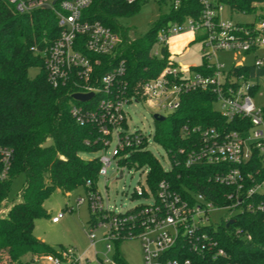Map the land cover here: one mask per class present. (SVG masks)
<instances>
[{
	"label": "built area",
	"instance_id": "1",
	"mask_svg": "<svg viewBox=\"0 0 264 264\" xmlns=\"http://www.w3.org/2000/svg\"><path fill=\"white\" fill-rule=\"evenodd\" d=\"M170 1L174 9L180 3V0ZM91 2L0 0V8L7 7L15 13H30L48 5V10L54 13L59 28L57 37L47 46L40 48L32 45L30 49L43 56L46 79L51 86L69 84L74 89L73 93H92L85 101L74 100L69 111L77 123H90L97 128L98 137L94 142L101 145L100 150L106 149L112 135L116 134L117 143L111 157L98 156L100 167L97 176L106 175L111 158L116 159L119 165L135 164L141 167L133 160V155L149 151L148 137L140 129L128 130L127 111L124 108L139 99L152 108L153 113L166 116L162 111L168 114L176 111L182 94L210 89L215 95L213 104L217 105L214 108L217 112L227 120L234 117L248 118L250 127L240 133L215 126L186 123L182 125L181 133L187 139L188 147H180L170 155L167 152L169 168L163 167L165 170H169L173 163H179L178 155L183 157V164L187 167L197 163L229 164L210 177L216 183L230 187L229 191L221 195L225 203H216L202 192H195L186 198L173 190L168 181L160 180L154 191L149 187L150 202L114 212L104 202L96 185L92 188L90 181H86V199L78 198L77 204L86 201L92 214L85 231L89 246L95 247L97 241L106 242L105 256L99 264H117L113 258L107 257L112 249L109 242L132 237L140 239L143 264H191L186 252L209 254L213 258L226 256L214 234L218 224L208 222V216L223 209H237L234 215L221 218L220 223L228 222L229 219L235 221V217L244 211L261 213L264 219V110L254 105L251 94L255 85L260 86V76H229V68H225L214 56L217 51H231L239 54L241 60L232 66L248 64L243 59L252 56L251 64L256 68L262 67L264 18H260L257 23L243 25L223 18L224 3L220 0H199L201 10L198 16H188L182 22H172L159 30L152 52L158 55V46H168L169 41L177 35L198 32L202 38L206 64L200 70L192 68L195 66H180L174 55L169 53L166 66L158 75L140 84L141 98H138L136 94L128 92L123 59L104 73L97 70L104 65L103 58L114 55L120 39L98 20L83 17L82 11ZM153 134L152 140L155 142ZM0 161V179H3L12 161L10 148L0 145ZM120 171L122 173L121 168ZM144 171L147 179L149 168L146 166ZM134 193L138 197L149 194L141 187ZM9 207L4 199L0 216H5ZM63 215V210L59 211L51 217V221L57 222ZM97 228L103 230L99 239L95 236ZM240 232V228L234 229L236 235ZM247 237L250 238V235ZM82 257L83 254H78L72 247H61L53 254L34 256L15 264H31L40 259L48 264H82Z\"/></svg>",
	"mask_w": 264,
	"mask_h": 264
},
{
	"label": "trees",
	"instance_id": "2",
	"mask_svg": "<svg viewBox=\"0 0 264 264\" xmlns=\"http://www.w3.org/2000/svg\"><path fill=\"white\" fill-rule=\"evenodd\" d=\"M141 1L144 0H92L82 11L85 19L98 20L120 39L114 55L103 58L105 63L97 70L104 73L123 59L128 92L138 98H141L140 84L157 76L167 64L170 53L167 45L158 46V55L152 52L159 30L172 22H182L188 16L197 17L201 10L199 0H180L176 9L170 0H156L158 3L168 2L169 11L153 22L144 35L130 38L119 17L134 14ZM220 1L232 13L254 12L257 4L264 2ZM56 22L54 13L48 9L15 13L7 7L0 8V145L12 150L8 173L0 179V206L8 196L13 177L25 174L22 199L10 204L7 214L0 216V264H15L28 254L32 259L55 253L34 234L35 220L48 216L44 201L56 189L65 192L78 186L87 189L86 181H90L93 188L97 180L98 157L84 159L79 155L80 152L101 149V145L94 142L98 137L97 128L90 123L75 121L69 111L74 102V89L69 84L51 86L46 79L43 56L30 49L32 45L40 48L47 46L57 37L59 28ZM201 39L197 34L193 41L201 42ZM206 61L203 58L200 65L192 68L200 70ZM31 68H37L38 72L30 75ZM228 75L258 77L264 75V65L260 68L251 63L230 66ZM258 88L259 85L252 88L253 96ZM214 100L215 95L210 89L182 94L179 108L165 116L164 120L156 121L154 141L170 155L180 147H188V141L181 133L182 125L186 123L240 133L249 129L248 118L227 120L214 109ZM48 138L51 142L45 144ZM133 160L139 166L149 168L146 180L152 191L158 181L166 180L173 190L186 198L195 192H202L216 203L226 202L221 195L230 187L216 183L210 177L227 168V163H197L187 167L183 164V157L178 155L179 163H173L169 170H165L149 151L135 153ZM1 167L0 161V170ZM132 195L138 197L136 193ZM236 227L240 228L239 235L234 233ZM214 234L226 256L213 258L209 254L186 252L191 264H264V219L261 213L244 211L235 217L233 223L218 224ZM121 241L114 242L113 259L117 264H126L117 248Z\"/></svg>",
	"mask_w": 264,
	"mask_h": 264
},
{
	"label": "rangeland",
	"instance_id": "3",
	"mask_svg": "<svg viewBox=\"0 0 264 264\" xmlns=\"http://www.w3.org/2000/svg\"><path fill=\"white\" fill-rule=\"evenodd\" d=\"M169 11V3H158L156 0H144L139 4L138 10L131 15H122L119 17V22L126 29L130 38L144 35L162 14ZM224 19H231L234 22L241 24L257 23L264 17V2L257 4L254 12L249 13H232L227 5L223 4ZM187 33V32H186ZM185 33V34H186ZM184 34V33H183ZM185 34L180 36L179 42L169 44V49L175 51L178 43L182 44L181 49L175 53L174 58L180 66H198L203 60V45L200 41H193L183 44ZM198 34V32L196 33ZM214 59L222 62L225 68L236 65L241 62L240 55L231 51H217ZM253 57L246 56L243 59L245 63H252ZM38 72L37 68L29 70L30 75H35ZM264 75L258 78L260 84L257 92L253 96V103L256 107H264V85L262 84ZM217 108L216 104H213ZM127 111L128 130L133 131L140 129L145 132L148 137L149 151L161 162L162 166L169 168L167 151L152 140V134L156 125V120L153 117V109L150 108L142 99H139L133 104L125 105ZM166 116L168 112L162 111ZM51 139L48 138L45 144H49ZM117 143L116 134L112 135L109 146L104 150L94 152H80V156L84 159H91L101 155L111 157V153ZM122 170V175L119 177V169ZM145 167H137L135 164L119 165L116 159L111 158V164L107 168L106 175L99 174L96 180V189L102 195L104 202H107L108 207L114 212L124 211L137 204L148 203L151 201L150 189L146 180ZM25 183V174L19 173L15 175L11 181L10 190L6 197V203L9 206L13 202H18L22 199L21 189ZM141 187L149 192L148 195L134 197L132 194L135 190ZM78 198L86 199V189L84 186H78L68 192L56 189L49 198L44 201V207L47 210L48 216L37 218L35 220L34 234L44 244L49 245L55 251L61 247H72L78 254H83L82 264H99V261L104 258L105 244L104 241H97L95 247L89 246V239L86 235V229L91 220V215L88 209L87 202L78 203ZM64 212V216L59 222L53 223L51 217L59 211ZM237 213V209H223L216 211L208 216V222L217 225L221 218H225ZM103 230L95 229L96 239L101 238ZM111 251L107 253V257L112 259L115 254V243L110 241ZM118 252L121 254L126 264H143L141 242L137 237L126 238L118 244ZM30 256H23L20 261L29 260ZM31 264H48L45 260L31 262Z\"/></svg>",
	"mask_w": 264,
	"mask_h": 264
},
{
	"label": "water",
	"instance_id": "4",
	"mask_svg": "<svg viewBox=\"0 0 264 264\" xmlns=\"http://www.w3.org/2000/svg\"><path fill=\"white\" fill-rule=\"evenodd\" d=\"M54 2L55 1H53V3ZM48 8H49L48 5L44 6V9H48ZM91 96H92V93H85V94H83V93H73L72 94V98L74 100H77V101H85V100L89 99ZM153 117H154V119L156 121H162V120L165 119L164 115H161V114H158V113H153ZM121 175H122V173L120 171L118 176L121 177ZM233 222H234V219H229V221H228L229 224H231Z\"/></svg>",
	"mask_w": 264,
	"mask_h": 264
},
{
	"label": "crops",
	"instance_id": "5",
	"mask_svg": "<svg viewBox=\"0 0 264 264\" xmlns=\"http://www.w3.org/2000/svg\"><path fill=\"white\" fill-rule=\"evenodd\" d=\"M184 34H185V33H184ZM184 34L182 33V34H180V35H177V36L173 37V38L169 41V43H168V50H169V52L172 53L173 55H175V53H177V52L179 51V49H181L182 44H179V43H178L177 48L175 49V51H172V50L169 49V44L179 42V38H180V36H182V35H184ZM196 36H197V34H194V33H191V32H187V33L185 34L184 39H183V44H187V43H189V42H193V39H194ZM54 215H55V214H54ZM63 216H64V215H63ZM61 218H62V217H61ZM61 218H60V219H61ZM59 221H60V220H59ZM59 221H57V222H59ZM57 222H53V223H57Z\"/></svg>",
	"mask_w": 264,
	"mask_h": 264
}]
</instances>
